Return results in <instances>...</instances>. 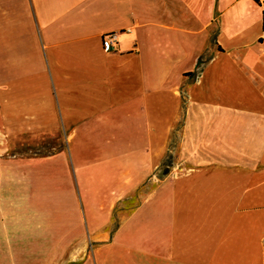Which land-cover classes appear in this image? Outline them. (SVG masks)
Listing matches in <instances>:
<instances>
[{"label": "crops", "instance_id": "0c3cea01", "mask_svg": "<svg viewBox=\"0 0 264 264\" xmlns=\"http://www.w3.org/2000/svg\"><path fill=\"white\" fill-rule=\"evenodd\" d=\"M14 245L58 246L23 264H264V7L0 0V264Z\"/></svg>", "mask_w": 264, "mask_h": 264}, {"label": "rangeland", "instance_id": "374dc122", "mask_svg": "<svg viewBox=\"0 0 264 264\" xmlns=\"http://www.w3.org/2000/svg\"><path fill=\"white\" fill-rule=\"evenodd\" d=\"M28 146L31 147H42L41 150H38V152L41 153H48V152H53L54 149H52V146H56L58 148L64 147V144H27ZM173 146V154H176V144H172ZM20 150V149H18ZM22 151V150H21ZM163 170V169H162ZM162 171H160L161 173ZM11 248H9V252L14 253L13 255V259L12 261L15 259V261L17 262V264H23L25 263V261L22 262V260H17V258H23L22 256H25V254L27 253H37L39 251L40 248V252H42V254L46 253H53L58 249V246H29V245H14V246H10ZM35 248V249H34ZM34 249V250H33ZM32 250V251H30ZM11 261V263H12Z\"/></svg>", "mask_w": 264, "mask_h": 264}, {"label": "built area", "instance_id": "2783aa9c", "mask_svg": "<svg viewBox=\"0 0 264 264\" xmlns=\"http://www.w3.org/2000/svg\"><path fill=\"white\" fill-rule=\"evenodd\" d=\"M258 5L264 7V0H254ZM104 50L114 52L118 50V36L116 33H110L103 36L102 39Z\"/></svg>", "mask_w": 264, "mask_h": 264}, {"label": "trees", "instance_id": "16d2710c", "mask_svg": "<svg viewBox=\"0 0 264 264\" xmlns=\"http://www.w3.org/2000/svg\"><path fill=\"white\" fill-rule=\"evenodd\" d=\"M164 164H165V162H164ZM166 173V172H165Z\"/></svg>", "mask_w": 264, "mask_h": 264}]
</instances>
